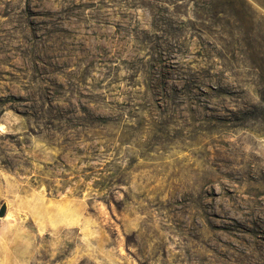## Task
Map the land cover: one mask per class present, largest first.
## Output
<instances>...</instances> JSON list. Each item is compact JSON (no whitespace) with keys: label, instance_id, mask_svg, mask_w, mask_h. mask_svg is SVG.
I'll return each instance as SVG.
<instances>
[{"label":"rangeland","instance_id":"rangeland-1","mask_svg":"<svg viewBox=\"0 0 264 264\" xmlns=\"http://www.w3.org/2000/svg\"><path fill=\"white\" fill-rule=\"evenodd\" d=\"M0 264H264V0H0Z\"/></svg>","mask_w":264,"mask_h":264},{"label":"bare ground","instance_id":"bare-ground-1","mask_svg":"<svg viewBox=\"0 0 264 264\" xmlns=\"http://www.w3.org/2000/svg\"><path fill=\"white\" fill-rule=\"evenodd\" d=\"M6 127L3 124H0V132L5 133Z\"/></svg>","mask_w":264,"mask_h":264}]
</instances>
